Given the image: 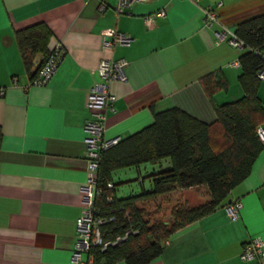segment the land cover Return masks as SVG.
<instances>
[{"label": "crops", "instance_id": "crops-1", "mask_svg": "<svg viewBox=\"0 0 264 264\" xmlns=\"http://www.w3.org/2000/svg\"><path fill=\"white\" fill-rule=\"evenodd\" d=\"M115 2L0 0V264H72L87 173L83 124L90 113L85 99L100 80V59L128 60L124 77L110 84L116 97L106 112L105 138H124L150 124L153 110L171 106L212 122L213 103L244 94L241 67L232 64L241 49L217 42L214 31L234 30L240 20L264 13V0H146L121 13ZM208 5L217 8L219 21L205 25L202 8ZM160 8L165 17L155 16L147 27L145 17ZM37 22L51 31L48 50L57 40L65 48L55 73L41 86L28 85L31 77L14 36ZM106 29L128 32L132 39L103 47ZM209 74L224 81L210 97L202 84ZM259 80L257 95L264 107V79ZM258 126L264 131V119ZM261 141L249 174L221 204L172 232L160 254L145 264H256L240 259L239 252L252 236L264 240ZM168 160L165 168L171 166ZM203 186L172 191L183 204H196L209 198ZM232 199L242 202L235 220L228 219L222 206Z\"/></svg>", "mask_w": 264, "mask_h": 264}, {"label": "trees", "instance_id": "trees-1", "mask_svg": "<svg viewBox=\"0 0 264 264\" xmlns=\"http://www.w3.org/2000/svg\"><path fill=\"white\" fill-rule=\"evenodd\" d=\"M234 31L245 42L238 55L241 67L238 80L244 91L240 98L213 103L216 118L212 122L199 120L176 106L153 110L150 124L101 150L97 168V186L101 192L95 196L94 204L105 213L113 209L115 215V219L102 225L104 237L113 238L127 228L135 232L104 250L92 247V264H111L118 260L126 264L149 262L160 254L164 240L172 232L213 211L230 189L249 174L262 150L256 131V126L264 119V107L257 95L260 80L256 76L262 59L254 49L264 47V13L240 20ZM50 35V29L43 22L14 33L30 77L41 63L40 55L50 50L47 48ZM37 56L39 61L35 63ZM202 84L210 97L224 81L220 76L209 74L203 77ZM1 139L0 129V143ZM166 157L171 166L150 174V189L116 197L110 175L114 168L154 163ZM108 181L112 186L107 185ZM197 185L206 187L208 199L177 208L169 223H149L145 218L146 209L141 203L148 198Z\"/></svg>", "mask_w": 264, "mask_h": 264}, {"label": "built area", "instance_id": "built-area-1", "mask_svg": "<svg viewBox=\"0 0 264 264\" xmlns=\"http://www.w3.org/2000/svg\"><path fill=\"white\" fill-rule=\"evenodd\" d=\"M146 0H116L114 9L117 13L124 11L125 7L133 2ZM197 1V0H194ZM102 9V6H101ZM203 23L210 25L219 21L218 11L216 7L210 5L202 8ZM165 10L158 9L153 14L145 17V24L151 27L156 17H165ZM106 34L110 35L106 38ZM215 40L217 42L227 41L234 47L242 48L245 45L234 30L223 27L214 31ZM132 37L128 32L117 31L114 29H106L102 33L101 44L103 47L112 48L115 44H128ZM260 54L262 64L256 70V76L264 79V47L260 50L254 49ZM65 48L60 40L55 41L50 50L42 56L41 63L36 68L35 73L31 76L28 85H45L52 75L55 73L60 63ZM128 64V60L120 57L117 59L102 58L97 64V71L100 80L91 85L86 93L85 106L90 113V117L83 124L85 150L84 156L87 162L86 180L81 186L83 192L81 212L76 218V239L71 253L72 264H92L93 254L90 251L92 247H98L104 250L107 246L118 241L127 239L130 233L135 232L131 228H127L123 234H117L113 238H105L103 224L115 219L113 209L110 213L99 210L94 204V198L101 192L97 186V168L99 165L101 150L116 142V138H105L106 129V112L112 108L115 94L110 89L113 80L123 78L122 69ZM238 65L239 60L232 62ZM1 93V90H0ZM257 134L261 140H264V131L258 126ZM108 186H112V182H107ZM242 206L240 199H232L223 205L228 219L235 220L239 216V209ZM167 239L164 240V243ZM86 255L85 257L83 255ZM239 257L242 260H256V264H264V240L259 236L250 237L242 246Z\"/></svg>", "mask_w": 264, "mask_h": 264}, {"label": "rangeland", "instance_id": "rangeland-1", "mask_svg": "<svg viewBox=\"0 0 264 264\" xmlns=\"http://www.w3.org/2000/svg\"><path fill=\"white\" fill-rule=\"evenodd\" d=\"M169 158H162L158 162H140L137 168L135 165L117 167L113 172V179L115 181V195L117 198L126 197L131 194L140 192L144 188H150L152 186L149 176L153 171L161 170L165 168ZM149 163V164H145ZM153 167V168H152ZM143 180V182L140 181ZM206 187H202V191ZM203 194V192H201ZM176 192L170 191L153 196L141 203L145 206V218L149 223L155 221H161L163 223H169L173 217V212L177 208L184 206L186 203H182L178 198ZM139 203V202H138ZM140 205V204H139Z\"/></svg>", "mask_w": 264, "mask_h": 264}, {"label": "water", "instance_id": "water-1", "mask_svg": "<svg viewBox=\"0 0 264 264\" xmlns=\"http://www.w3.org/2000/svg\"><path fill=\"white\" fill-rule=\"evenodd\" d=\"M39 61V59H36L35 63H37Z\"/></svg>", "mask_w": 264, "mask_h": 264}]
</instances>
